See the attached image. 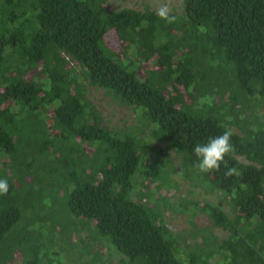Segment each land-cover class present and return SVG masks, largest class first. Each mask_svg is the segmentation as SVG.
<instances>
[{
  "label": "trees",
  "instance_id": "obj_1",
  "mask_svg": "<svg viewBox=\"0 0 264 264\" xmlns=\"http://www.w3.org/2000/svg\"><path fill=\"white\" fill-rule=\"evenodd\" d=\"M107 1L0 0V264H264V0H182L174 23ZM225 129L241 175L200 173ZM175 178L216 202H170Z\"/></svg>",
  "mask_w": 264,
  "mask_h": 264
},
{
  "label": "rangeland",
  "instance_id": "obj_2",
  "mask_svg": "<svg viewBox=\"0 0 264 264\" xmlns=\"http://www.w3.org/2000/svg\"><path fill=\"white\" fill-rule=\"evenodd\" d=\"M182 0H108L107 6L110 8L117 7H131L134 9H142L144 6L152 10H157V8L168 3L172 11H178L181 6ZM88 97L96 108L101 112V115L105 121L111 126L124 127L132 121L131 110L120 105L118 102L113 100L108 94L102 89L90 88L88 91ZM177 160L172 158V164L174 169L177 168ZM175 177V176H174ZM176 179V178H175ZM177 188L166 192L168 199L172 203H176L177 198L186 197L193 200H211L216 202L214 194L203 192L200 188L191 186L187 181L177 180ZM165 220L170 225L173 230L184 229L186 225L185 216L177 214L174 212H169L165 214ZM202 215L197 216V220H203ZM205 219V218H204ZM218 236L224 235L220 230H214Z\"/></svg>",
  "mask_w": 264,
  "mask_h": 264
},
{
  "label": "clouds",
  "instance_id": "obj_3",
  "mask_svg": "<svg viewBox=\"0 0 264 264\" xmlns=\"http://www.w3.org/2000/svg\"><path fill=\"white\" fill-rule=\"evenodd\" d=\"M156 15L167 23H174L176 16L172 14V10L168 3L160 5L156 10ZM233 131L225 129L222 134L215 137H209L207 142L198 143L193 148V154L197 158L193 167L200 173H210L220 171L221 164L225 166V179L233 176H240V171L234 166H228L225 156L234 151V145L231 143ZM9 184L7 179L0 178V195H7Z\"/></svg>",
  "mask_w": 264,
  "mask_h": 264
}]
</instances>
